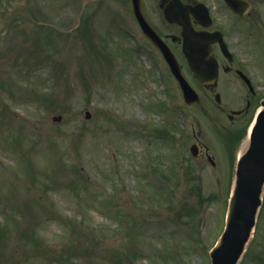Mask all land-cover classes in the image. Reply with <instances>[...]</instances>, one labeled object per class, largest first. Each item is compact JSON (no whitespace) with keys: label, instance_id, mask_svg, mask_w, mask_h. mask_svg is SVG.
<instances>
[{"label":"rangeland","instance_id":"374dc122","mask_svg":"<svg viewBox=\"0 0 264 264\" xmlns=\"http://www.w3.org/2000/svg\"><path fill=\"white\" fill-rule=\"evenodd\" d=\"M128 2L0 0V264H211L233 171L190 156Z\"/></svg>","mask_w":264,"mask_h":264},{"label":"flooded vegetation","instance_id":"af4514ba","mask_svg":"<svg viewBox=\"0 0 264 264\" xmlns=\"http://www.w3.org/2000/svg\"><path fill=\"white\" fill-rule=\"evenodd\" d=\"M166 9L187 11L198 31L220 32V45L214 44L211 54L218 61L217 81L204 85L189 70L187 79L199 100L186 104L197 157L208 161L214 171L223 168L226 177V168L234 165L244 136L264 101V0H142L148 23L181 61L182 29L166 20ZM209 121L216 131H210L217 139L213 146L204 142L208 140Z\"/></svg>","mask_w":264,"mask_h":264},{"label":"water","instance_id":"95a60500","mask_svg":"<svg viewBox=\"0 0 264 264\" xmlns=\"http://www.w3.org/2000/svg\"><path fill=\"white\" fill-rule=\"evenodd\" d=\"M134 4L136 13L141 18L139 0H134ZM167 17L171 21H175V17H172L170 11H167ZM144 28L147 31L150 30L148 25H144ZM184 28L187 30L185 38L190 37V39H193L189 44L187 39L186 51L205 50V45L199 46L201 38H197L199 35L192 30L190 25L185 24ZM150 32L149 35L154 40L158 39L151 30ZM168 56L169 54L166 52V57L169 59ZM174 71L176 73L177 68H174ZM263 183L264 113L254 130L253 148L240 164L237 188L230 206L227 230L219 245L211 253L213 264H238L254 227V219Z\"/></svg>","mask_w":264,"mask_h":264}]
</instances>
